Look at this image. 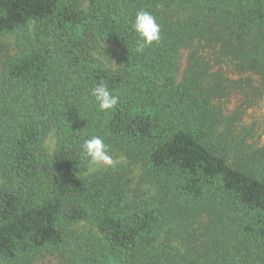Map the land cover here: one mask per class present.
Segmentation results:
<instances>
[{"label": "trees", "instance_id": "trees-1", "mask_svg": "<svg viewBox=\"0 0 264 264\" xmlns=\"http://www.w3.org/2000/svg\"><path fill=\"white\" fill-rule=\"evenodd\" d=\"M140 9L161 42L136 52ZM0 63V264H264V146L244 122L264 100V0H0ZM101 79L120 96L105 112ZM92 135L141 166L135 186L88 173Z\"/></svg>", "mask_w": 264, "mask_h": 264}, {"label": "rangeland", "instance_id": "rangeland-1", "mask_svg": "<svg viewBox=\"0 0 264 264\" xmlns=\"http://www.w3.org/2000/svg\"><path fill=\"white\" fill-rule=\"evenodd\" d=\"M119 53L120 47L115 44H102L100 50L97 54V57L103 61L109 68L115 69L119 64ZM187 51H183L182 61H181V70L185 66ZM1 71V63H0ZM244 96L239 92H235V96L232 97L231 102L227 104V109L229 111L234 110L239 103L244 104ZM247 104V103H246ZM245 106V105H244ZM245 129L248 130V137L245 140V143L250 144L252 147H261L264 146V100L260 102L257 106L247 109L246 114L244 115ZM56 138L54 135L50 136L46 144L52 148L55 146ZM114 159L112 166H91L89 172H95L100 169L113 168V170L124 173L129 179H132V185L135 186L141 178V166L137 163L131 162L127 157H125L120 152H113L111 154ZM1 183V181H0ZM144 189L149 190L148 186H143ZM84 224L79 226L80 229L84 228ZM61 256H48L38 260L35 264H60Z\"/></svg>", "mask_w": 264, "mask_h": 264}, {"label": "clouds", "instance_id": "clouds-1", "mask_svg": "<svg viewBox=\"0 0 264 264\" xmlns=\"http://www.w3.org/2000/svg\"><path fill=\"white\" fill-rule=\"evenodd\" d=\"M130 28L137 35L135 51L143 52L146 47L155 42H161V25L157 22V17L150 11L140 9L130 20ZM91 96L94 97L99 111L105 112L114 109L120 102L119 94L114 93L108 83L101 79L91 88ZM82 157L88 161L91 166H112L113 156L110 154L109 145L104 138L98 135H92L84 139L80 145Z\"/></svg>", "mask_w": 264, "mask_h": 264}]
</instances>
